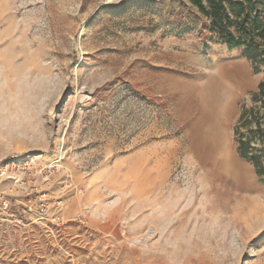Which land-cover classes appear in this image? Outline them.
<instances>
[{
	"label": "rangeland",
	"instance_id": "obj_1",
	"mask_svg": "<svg viewBox=\"0 0 264 264\" xmlns=\"http://www.w3.org/2000/svg\"><path fill=\"white\" fill-rule=\"evenodd\" d=\"M121 2L0 0V159L60 155L63 218L0 224V264H264V175L233 140L264 71L190 0Z\"/></svg>",
	"mask_w": 264,
	"mask_h": 264
},
{
	"label": "trees",
	"instance_id": "obj_2",
	"mask_svg": "<svg viewBox=\"0 0 264 264\" xmlns=\"http://www.w3.org/2000/svg\"><path fill=\"white\" fill-rule=\"evenodd\" d=\"M128 0H122L125 4ZM153 2V5H159ZM197 12L209 23V32L221 36L229 48H244L246 58L252 67V73L257 75L264 71V0H255L253 8L246 10L240 1H236L229 11L225 6L227 0H206V6L201 0H190ZM229 3L231 1L228 0ZM234 8V9H233ZM231 28L240 35L236 38ZM250 105L243 106L234 126L233 136L238 156L249 163L257 176L264 175V152L252 145L253 141L264 144V82H259L254 92L250 94ZM243 131V132H241Z\"/></svg>",
	"mask_w": 264,
	"mask_h": 264
},
{
	"label": "built area",
	"instance_id": "obj_3",
	"mask_svg": "<svg viewBox=\"0 0 264 264\" xmlns=\"http://www.w3.org/2000/svg\"><path fill=\"white\" fill-rule=\"evenodd\" d=\"M59 159L42 166L17 154L0 159V224L25 229L35 221L63 222L62 200L52 199L45 189L60 169Z\"/></svg>",
	"mask_w": 264,
	"mask_h": 264
},
{
	"label": "bare ground",
	"instance_id": "obj_4",
	"mask_svg": "<svg viewBox=\"0 0 264 264\" xmlns=\"http://www.w3.org/2000/svg\"><path fill=\"white\" fill-rule=\"evenodd\" d=\"M217 92H219V87L218 86L217 87L216 86H212L210 88L209 96L206 99L207 100L206 102L208 104L209 103L211 104L214 100L216 101V98H219L220 97L219 93L216 94ZM218 129L219 128L216 129V131H217L216 133L214 132L215 134L218 133ZM211 132H213V130ZM214 133H212L211 136H213ZM214 136H213L215 138V141L213 143L214 148L212 149V153L211 154H213V156H214V160L216 162L217 169L220 172H224V173H229L230 172V173H235L236 175H239L236 172L235 167L233 166V164L235 162L232 163L231 158L229 157L228 151H226V149H224V147H223V144L219 142L220 141V140H218L219 139V135L218 136L214 135Z\"/></svg>",
	"mask_w": 264,
	"mask_h": 264
},
{
	"label": "crops",
	"instance_id": "obj_5",
	"mask_svg": "<svg viewBox=\"0 0 264 264\" xmlns=\"http://www.w3.org/2000/svg\"><path fill=\"white\" fill-rule=\"evenodd\" d=\"M244 60H246V59H244ZM246 61H247V60H246ZM247 62H249V61H247ZM241 63H243V62H241ZM241 63H240V64H241ZM244 63L246 64V62H244ZM249 65H250V62H249ZM234 66H236V65H234ZM234 68H235V67H234ZM230 69H231V70H230ZM229 70H230V73L234 71L233 68H229Z\"/></svg>",
	"mask_w": 264,
	"mask_h": 264
}]
</instances>
